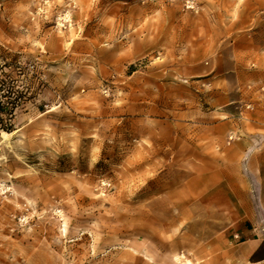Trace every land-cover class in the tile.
Masks as SVG:
<instances>
[{"label": "rangeland", "instance_id": "obj_1", "mask_svg": "<svg viewBox=\"0 0 264 264\" xmlns=\"http://www.w3.org/2000/svg\"><path fill=\"white\" fill-rule=\"evenodd\" d=\"M203 66L264 71V0H0V264H203L168 203Z\"/></svg>", "mask_w": 264, "mask_h": 264}, {"label": "crops", "instance_id": "obj_2", "mask_svg": "<svg viewBox=\"0 0 264 264\" xmlns=\"http://www.w3.org/2000/svg\"><path fill=\"white\" fill-rule=\"evenodd\" d=\"M212 71L201 67L199 82L212 85L216 104L197 107L199 131L180 150L186 169L177 171L169 214L193 261L264 264V71Z\"/></svg>", "mask_w": 264, "mask_h": 264}, {"label": "bare ground", "instance_id": "obj_3", "mask_svg": "<svg viewBox=\"0 0 264 264\" xmlns=\"http://www.w3.org/2000/svg\"><path fill=\"white\" fill-rule=\"evenodd\" d=\"M9 136H10L9 134L6 135V138H8ZM3 145H4V144H1V145H0V149L3 147ZM183 258H185V257H183ZM180 259H181V257H177V258H176L177 261H181Z\"/></svg>", "mask_w": 264, "mask_h": 264}]
</instances>
